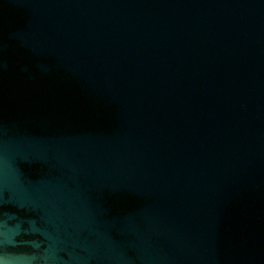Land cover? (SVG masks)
Listing matches in <instances>:
<instances>
[{
    "label": "water",
    "instance_id": "1",
    "mask_svg": "<svg viewBox=\"0 0 264 264\" xmlns=\"http://www.w3.org/2000/svg\"><path fill=\"white\" fill-rule=\"evenodd\" d=\"M0 264H264V0H0Z\"/></svg>",
    "mask_w": 264,
    "mask_h": 264
}]
</instances>
